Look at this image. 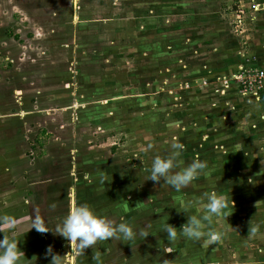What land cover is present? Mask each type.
<instances>
[{"label": "rangeland", "instance_id": "374dc122", "mask_svg": "<svg viewBox=\"0 0 264 264\" xmlns=\"http://www.w3.org/2000/svg\"><path fill=\"white\" fill-rule=\"evenodd\" d=\"M245 1L0 0V216L15 222L0 231L38 215L52 236L84 203L149 234L74 249L80 264H230L240 247L257 262L264 96L241 88L261 72L242 36ZM173 143L209 172L181 192L148 180ZM212 192L228 204L205 229L220 241L169 243L165 222L179 229L183 204ZM31 230L42 249L48 233Z\"/></svg>", "mask_w": 264, "mask_h": 264}, {"label": "clouds", "instance_id": "9594fccd", "mask_svg": "<svg viewBox=\"0 0 264 264\" xmlns=\"http://www.w3.org/2000/svg\"><path fill=\"white\" fill-rule=\"evenodd\" d=\"M151 145H148V149ZM171 151L168 155L161 157L155 156L150 165V173L148 180L154 183L163 182L170 186L174 191L181 192L184 188L192 185L200 177L207 178V163L200 159L194 158L190 163H184L182 157L183 145L173 143ZM202 200L199 197L188 199L178 212L184 213L187 217L186 223L177 229L175 226L165 222L162 233L166 234V239L170 243L175 241L178 233L186 240L195 241L197 243L206 239L209 245L217 243L223 236V233L205 231L206 227H210L215 218L229 216L227 214L228 204L226 199L215 192L206 196V203H203V211H201ZM194 209L195 213L190 214L189 210ZM226 220V219H225ZM14 220L9 216H0V224L14 225ZM148 227V225H144ZM31 228H35L38 232L44 233L50 230H44L41 227V219L37 215ZM30 228V229H31ZM257 228L249 227V233L255 235ZM56 233L64 238L77 253H82L85 249L95 245L98 241H106L118 239L121 241H130L137 235L144 236L149 234L141 230H134L133 227L121 220L115 223L113 220L98 215L88 204H73L69 207L67 214L64 216L62 223L58 226ZM17 240L0 239V264H20L21 254L23 252L17 246ZM169 252L170 249H165ZM52 254V248L49 246L46 255ZM24 255V254H23ZM58 254L52 255L50 264H77L76 254H72V258L65 261ZM99 264V258L93 257Z\"/></svg>", "mask_w": 264, "mask_h": 264}, {"label": "crops", "instance_id": "0c3cea01", "mask_svg": "<svg viewBox=\"0 0 264 264\" xmlns=\"http://www.w3.org/2000/svg\"><path fill=\"white\" fill-rule=\"evenodd\" d=\"M245 2L248 3V6L246 7L245 5H243L242 7L244 11H239L243 14L246 9V12H248L249 14L246 19L243 18L242 36L245 37V39L248 41L247 44L249 46H253V60L256 64V67L264 72V0H248ZM232 69L233 68H231L229 71H232ZM263 105L264 103H262V106ZM238 171H242V173L246 174H251L247 169L244 168H240V170ZM261 174L264 175V170H258V175L261 176ZM233 175L234 174L232 172V176ZM261 179L264 183V177L260 178V180ZM31 226V223L26 225L23 224V226H20L23 230L20 231L18 230L20 227L17 228L18 226H13L12 228H9V226H7V230L0 231V239L6 238L9 240L18 241L17 246L24 254H21L20 264H50L52 255L54 254H58L60 256L68 254L67 256L63 257L65 261H68L72 258V254L74 253L75 248H73L71 253V246L69 244L65 243L63 244L64 246H58V242L56 243L53 241L56 237L55 231H52V236L49 235L50 232H47L49 240L45 241L47 246L44 245L42 247V250L40 247L41 235L35 231H32L31 229H28ZM33 239L36 241V243L35 241L33 242ZM51 241L53 243H50ZM215 244L216 243H214V245ZM49 246L52 248V254L46 255V250ZM259 246L263 249L261 250V252L257 253V262H248L251 261L252 258L244 252L247 247L245 248V250L240 247V250L238 249L237 251L238 255L235 256V258L239 262H231L230 264H264L263 238ZM78 255L79 254H76V259ZM78 260L79 258L77 259V264H80ZM91 263H93V261Z\"/></svg>", "mask_w": 264, "mask_h": 264}, {"label": "built area", "instance_id": "2783aa9c", "mask_svg": "<svg viewBox=\"0 0 264 264\" xmlns=\"http://www.w3.org/2000/svg\"><path fill=\"white\" fill-rule=\"evenodd\" d=\"M240 81L242 86V89H250L255 92V95H262L264 96V72H259L258 70H254L253 74L250 72L244 73L243 76H241Z\"/></svg>", "mask_w": 264, "mask_h": 264}, {"label": "trees", "instance_id": "16d2710c", "mask_svg": "<svg viewBox=\"0 0 264 264\" xmlns=\"http://www.w3.org/2000/svg\"><path fill=\"white\" fill-rule=\"evenodd\" d=\"M260 101H261V102H264V98H261Z\"/></svg>", "mask_w": 264, "mask_h": 264}]
</instances>
